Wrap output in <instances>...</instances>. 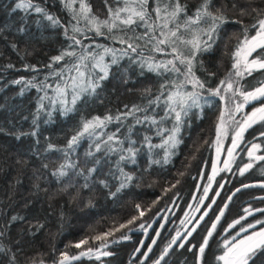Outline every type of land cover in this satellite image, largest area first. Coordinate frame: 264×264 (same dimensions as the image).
I'll use <instances>...</instances> for the list:
<instances>
[{
	"label": "snow or ice",
	"instance_id": "6c2138e0",
	"mask_svg": "<svg viewBox=\"0 0 264 264\" xmlns=\"http://www.w3.org/2000/svg\"><path fill=\"white\" fill-rule=\"evenodd\" d=\"M59 2L62 11L68 14L67 21H62L61 17L50 13L46 7L35 3L34 0H18L13 9V11L22 10L29 15H37L40 18L38 23L47 21L48 26L61 29L66 40L70 42L67 48L50 57V62L44 65L45 68L51 69L53 65L63 64L58 71L53 70L50 73L62 83L57 82L53 87L52 84L47 83V76L39 83L33 82L35 77L30 80L20 78L12 81L13 84H24L25 87H33L44 93L38 97L32 130L27 133H16L15 138L17 140L22 136L34 138V144L29 151L37 159L43 154L57 152L63 157L52 169H49L48 163H40L33 171L34 181L47 180L51 177V183L60 185L59 193H67L75 200L79 194L75 180L82 178L84 183L80 187L88 188L89 181L94 179L93 174L101 171L99 166L102 165L103 157H109L108 175L119 181L116 191L110 192V195L115 197L133 181V174L126 172L125 166L136 165L143 149L146 148L148 151L149 166L161 163V160L151 158L153 149H164L163 162H168L169 150L175 149L181 143L178 134L185 123V117H188L193 109L201 107V100L204 98L202 90L207 91L209 96H218L221 101H226L225 107L218 116L215 129L218 156L223 137L228 135L229 127L233 132L231 147L227 149L228 159L223 161L224 168L218 169L213 163V174L208 177L209 185L203 189L204 196L200 198L201 201L207 196L211 181L215 179L216 174L219 171L230 170L231 163L235 159L234 152L244 142L245 133L259 124L261 129L254 136V140L264 139V79L258 80L257 85L251 90L236 86L239 85V79H243L245 75L252 76L256 71L264 73V0H196L195 3H191L190 0H101L102 14L100 11H94L91 0H59ZM229 24L237 25L239 29L234 34L236 44L230 52L234 71H230L226 79L220 80V86L208 88L197 72L204 70L202 57L206 53H212L214 45L222 39L221 32ZM16 31L20 34L27 32L23 19L16 25ZM88 32L111 39L121 47L85 45L84 40L90 39L86 34ZM10 47L14 51H19L16 43H12ZM77 47L80 48L79 55L76 51ZM96 48L102 51L97 52ZM109 54L110 60L106 61L105 57ZM124 57H128L130 63H139L142 70L146 67L149 72L163 78L155 92L152 88L143 89L142 97L146 100V104H134L131 107L124 105L125 110L117 115L109 113L91 118L81 117L79 127L67 139L65 145L57 146L47 142L41 153L37 147L40 144L39 114L57 103L63 106L64 115L76 112L78 102L86 103L88 97L98 96V90H102L104 83L114 75L113 66H118L120 59ZM13 67L12 64L7 65V68ZM24 68L39 71L36 65L25 64ZM125 74H121L122 79ZM209 74L215 75V73ZM233 76L239 79L233 80ZM124 82L127 83V80ZM48 89H52L54 95L50 96ZM222 90L223 93H231V96L226 99ZM236 97H239V100H235ZM45 100L49 101L48 105L43 103ZM228 101L233 102V107H228ZM252 102H258L259 106H253L250 112H245L240 119H237L236 114L243 112L245 106ZM47 115L51 117V112H47ZM129 117L132 118L131 121L125 125L124 122ZM114 121L117 124L115 130L111 133L105 132L108 125ZM167 123H171V127H166ZM139 126H144L146 132L154 128L155 135L162 138V143L153 144L152 136L146 133L138 135ZM84 138H88L92 143L85 153L83 162L85 166L82 167L78 159L73 160L70 157ZM248 143L250 147L246 151L250 159L243 167L238 166L240 176H244L254 167L253 161H264V155H257L262 145L252 141ZM97 153L102 155L98 157ZM113 156L114 160L111 159ZM16 163L22 167L27 166V162L23 159H17ZM88 164L92 166L87 167ZM17 183L20 181L17 180ZM176 183L179 181L177 180ZM99 184L106 188L109 186L107 179H100ZM254 186L256 185L242 183L241 187L236 188L227 197L228 201H231L242 188ZM33 187L40 191H48L47 188H41L39 183H34ZM171 187L174 188L175 184ZM219 187L223 188L224 185L221 184ZM259 187L264 188V182H261ZM216 195L219 196L220 193L217 192ZM260 199L264 200V197ZM215 203L216 201L212 200V204ZM206 207L211 208V204ZM135 208L138 215H133L126 223L94 236L85 237L75 244L66 245V248L74 247L81 251L73 255H69L68 251L61 252L59 259L53 264H72V261H78L82 257L95 259L100 264H104L103 258L114 255V252L109 250L112 244L130 240L129 233L134 231L142 230L147 235L148 228L152 225L148 224L147 228L143 222L137 225V220L144 217L145 210L141 209L139 204L135 205ZM227 208L228 203H224L210 227L205 229L201 242L188 248L189 252H193L195 264H207L206 252L210 250V242L216 236H221V239L217 242L219 254L214 256L215 264H264V218L255 217V213H260L261 217H264V208L251 206L244 208V215L232 220L220 233L217 230L218 225L225 216ZM196 210L199 211V206ZM207 215L208 212L205 211L198 218H189L186 213L181 224H191L192 227L183 233L178 229L152 264H161L170 250H173V246L184 248L189 237L200 226V221ZM248 217H253L254 222L249 221ZM24 220L23 216L11 215L10 219L0 226V239L8 234L15 223ZM42 228L44 225L37 222L24 229V233L34 236ZM118 232L120 235L116 236ZM159 235L160 233L156 232V236ZM138 243L139 246L134 249L129 264H133V260L136 259L139 264H145V261L150 259L149 254L153 251L152 246L156 244V239H152L151 244L147 246L143 240ZM145 247L146 251H141ZM23 251L19 239L15 241L14 247L0 245V264H46L43 253H38L22 262L19 256ZM137 253L143 259H139Z\"/></svg>",
	"mask_w": 264,
	"mask_h": 264
},
{
	"label": "trees",
	"instance_id": "16d2710c",
	"mask_svg": "<svg viewBox=\"0 0 264 264\" xmlns=\"http://www.w3.org/2000/svg\"><path fill=\"white\" fill-rule=\"evenodd\" d=\"M17 2L18 0H0V130H2L0 131V226L9 220L11 215L23 216L25 220L15 223L8 234L0 239V245L14 247L15 241L19 239L24 250L23 254L19 256L22 262L38 253H43L46 264H53L55 260L59 259L61 252L68 251L69 255H73L81 251L74 247L66 248V245L75 244L85 237L107 231L119 223H126L133 215H138L135 205L139 204L141 209L145 210V215L142 219L137 220V225L143 222L146 227L158 215L147 231V235H144L142 230L129 233L131 239L112 244L109 250L114 252V255L103 258V261L104 264H129V260L133 257V251L139 246L140 240H143L147 246L151 244L152 239H156V244L152 246L153 251L149 254L150 259L145 261V264H152V261L169 242L173 232L180 228L184 214L190 212L192 217L198 218L207 211L208 215L200 221V226L189 237L185 247L173 246V250H170L169 255L161 262V264H195L193 252H189L188 248L201 242L205 229L215 217L229 192L242 183L264 180V175H262L264 161L253 162L254 167L244 176H240L238 171V166L242 167L249 162L250 158L246 154L249 141L260 143L262 147L257 153L264 155V139L254 140L261 125L257 124L245 133L244 142L234 152L235 159L231 163L230 170L221 174L220 171L214 179L210 194L212 195L215 188L217 189L216 193H220L219 196L216 194L214 196L213 200L216 203L212 204L211 208L205 206L212 195L199 204V211L195 206L199 201L198 197L204 188L206 178L209 176L210 165L215 159L213 138L219 113L226 103V101H221L218 96H209L204 90H202L204 98L201 100V107L193 109L189 116L185 117V123L181 126V132L178 134L181 143L175 149L169 150L168 162H163L164 149H153L151 158L161 160V163L149 166L148 151L146 148L143 149L136 165L125 166V171L133 174V181L115 197L111 196L110 192L116 191L119 181L108 175L109 164L107 161L109 157H103L102 165L99 166L101 171L93 174L94 179L89 181L88 188L80 187L84 183L82 178L75 180L79 190L75 200L67 193H59L60 185L51 183V177L47 180L34 181L32 174L40 163H48L49 169H52L61 162L63 157L61 153L57 152L43 154L37 159L29 151L34 144V138L30 136H22L20 140L15 138L16 133H27L32 130V120L36 113L38 97L44 93L33 87H25L24 84H13L12 81L20 78L30 80L35 77L33 82L39 83L44 81L47 76V83L54 87L57 82L61 81H58L50 73L53 70L58 71L63 64L53 65L51 69L45 68L44 65L50 62V57L67 48L70 42L66 40L61 29L48 26L47 21L38 23L40 18L37 15H29L22 10L13 11ZM34 2L46 7L50 13L61 17L62 21H67L68 14L62 11L59 0H46V3L45 0H34ZM190 2L195 3L196 0H190ZM91 3L94 11H100L102 14L101 0H91ZM22 19L27 26V32L24 34L16 31V25ZM238 30L237 25L225 26L221 32L222 39L214 45L212 53H206L202 57L204 70L198 71L197 75L206 82V87L216 88L220 86V80L228 77L233 61L230 52L236 44L234 34ZM86 34L90 39L84 40L85 45L100 44L112 48L121 47L111 39L95 36L90 32ZM78 38L82 39L80 36ZM12 43L18 45V52L10 47ZM76 51L79 55L80 48L77 47ZM95 51L101 52L102 49L96 48ZM105 60H110V54L105 57ZM8 64H12L14 67L7 68ZM25 64L36 65L39 71L27 70L24 68ZM113 73L114 75L104 83L103 89L98 90V96L88 97L86 103L78 102L76 112L64 115L63 106L57 103L39 114L40 144L37 147L41 153H43L47 142L57 146L65 145L67 139L79 127L81 117L91 118L109 113L117 115L125 110L124 105L131 107L134 104H146V100L142 97L143 89L152 88L155 92L163 80L162 77L149 72L146 67L142 70L139 63H130L128 57L120 59L118 66H113ZM122 73H126L123 79L121 78ZM209 73H215V75ZM232 79L239 78L233 76ZM261 79H264V73L256 71L252 76L245 75L243 79H239V85L236 86H243L247 90H251ZM124 80H127V83ZM48 94L54 95L53 90L48 89ZM222 94L226 96V99L231 96V93H223V90ZM234 99L239 100V97ZM43 103L48 105L49 101L45 100ZM232 103V101H228V107L231 108ZM47 112H51V117L47 115ZM131 119L129 117L124 122L125 125ZM116 126L114 121L104 131L111 133ZM165 126L171 127V123H167ZM145 133L152 136L153 144L162 143V138L155 135L154 128L146 132L144 126H139L137 134ZM230 140L231 138L226 141L225 147ZM90 143L92 141L88 138L82 139L75 153L71 154L70 158L78 159L82 167L85 166L83 162ZM96 155L99 157L102 154L97 153ZM17 159L25 160L27 166L18 165ZM111 159L114 160L115 157L113 156ZM91 166V164L87 165V167ZM220 178L223 180L221 181ZM100 179H107L109 186L106 188L99 184ZM17 180L20 183H17ZM177 180L179 183H176ZM34 183H39L41 188H47L48 191L35 189ZM173 184H175L174 188L171 187ZM221 184L224 185L223 188L219 187ZM70 191L75 190L70 189ZM261 192H264V188L256 185L242 188L240 192L236 193L232 200L228 201V208L218 225V232L223 231V227H227L228 223L242 215V206L251 203L244 201L247 197ZM252 203L255 208H264V200L260 198H254ZM193 205H195L194 208H192ZM167 208L168 212L159 225ZM255 217L264 218L260 213H255ZM248 220L252 221L253 217ZM37 222L42 223L44 228L36 232L34 236L24 233V229ZM157 227V232L160 233L158 237L155 234ZM191 227L192 225L188 224L184 231ZM119 235V232L116 233V236ZM219 240L220 238L216 236L210 242L211 248L206 252L207 264H215L214 256L219 254L217 247ZM141 251H146V247ZM136 256L143 259L139 253ZM72 264H100V262L82 257L78 261H72ZM133 264H139L138 259L133 260Z\"/></svg>",
	"mask_w": 264,
	"mask_h": 264
},
{
	"label": "rangeland",
	"instance_id": "374dc122",
	"mask_svg": "<svg viewBox=\"0 0 264 264\" xmlns=\"http://www.w3.org/2000/svg\"><path fill=\"white\" fill-rule=\"evenodd\" d=\"M232 63H233V61H232ZM231 71H234L233 69H232V66H231ZM231 107H233V103H232V105H231ZM222 111V110H221ZM220 111V112H221ZM220 114V113H219ZM244 115V114H243ZM242 115V116H243ZM236 118L237 119H240V118H238V116H237V114H236ZM226 119H227V117H226ZM218 123V122H217ZM216 123V124H217ZM232 132H233V129L231 128V127H229V129H228V135L227 136H225V137H223V140H222V145H221V151H220V154H219V156L217 155V151H216V148H217V145H216V143H215V141H216V132H215V136H214V138H213V143H214V149H215V153H216V155H215V159L213 160V162L212 163H215L216 164V167L218 168V169H222V168H224V164H223V161L224 160H226V159H228V156H227V149L229 148V147H231V140L230 141H228L227 143H228V145H227V147H225L226 146V141L228 140V139H230L231 138V136H232ZM225 147V148H224ZM211 163V164H212ZM210 170H211V175L213 174V165L212 166H210ZM225 171H227V170H224L223 171V173L225 172ZM220 172V171H219ZM211 183H212V181H211ZM209 185V180H206V182H205V184H204V188L206 187V186H208ZM203 188V189H204ZM210 189H211V187H210ZM204 196V192H203V190H202V192H201V194H200V196H199V200H201L200 198L201 197H203ZM199 202V201H198ZM202 202V201H201ZM211 202V200L208 202V205H209V203ZM194 206L195 205H193L192 206V208H194ZM205 206H207V205H205ZM206 210V209H205ZM204 210V211H205ZM167 212H168V208L164 211V214H167ZM190 213V212H189ZM188 213V216H189V218H194V217H192V215L191 214H189ZM195 215V214H194ZM193 215V216H194ZM155 218V217H154ZM185 219V214H184V216H183V218H182V220H184ZM181 220V221H182ZM212 222V221H211ZM141 223V222H140ZM119 224H121V223H119ZM119 224L118 225H116L117 227L119 226ZM149 224V223H148ZM147 224V225H148ZM211 224V223H210ZM210 224H209V226H210ZM188 225V224H187ZM187 225H182L181 224V226H180V228H179V230L183 233V230L186 228V226ZM116 226H114V227H116ZM208 226V227H209ZM146 228H147V226H146ZM177 231V230H176ZM176 231H174L173 232V234H176ZM172 234V235H173ZM173 237V236H172Z\"/></svg>",
	"mask_w": 264,
	"mask_h": 264
},
{
	"label": "flooded vegetation",
	"instance_id": "af4514ba",
	"mask_svg": "<svg viewBox=\"0 0 264 264\" xmlns=\"http://www.w3.org/2000/svg\"><path fill=\"white\" fill-rule=\"evenodd\" d=\"M253 106H259V104H258V102H252L251 104H249V105H246L245 106V108H244V110H243V112H241V113H239V114H237V116H238V118H241L242 117V115L245 113V112H250L251 110H252V107ZM248 147H250V144L248 145ZM247 147V148H248ZM246 148V149H247ZM246 154H247V151H246ZM257 155H258V153H257ZM248 156V155H247ZM253 162H255V161H253ZM213 165V163L210 165V166H212ZM243 167V166H242ZM228 171V170H227ZM223 171H221L220 172V174L222 173ZM219 173V172H218ZM218 173L216 174V176L218 175ZM209 176H212L211 175V170H209ZM208 176V177H209ZM216 176H215V178H216ZM208 177L206 178V180H208ZM221 179V181L223 180V178H220ZM261 182H264V180L263 181H248V182H245V183H243V184H252V185H254L253 183H257V184H255V185H259ZM213 184H214V180L212 181V183H211V189L209 188V191H208V194H207V196L206 197H204V199L203 200H206L208 197H211L212 195V197L210 198L211 199V202L209 203V205L211 204L212 205V200L214 199V196H215V194H216V188L214 189V191H213V193H212V195L210 194L211 193V191H212V189H213ZM242 185V184H241ZM240 185V186H241ZM239 187V186H238ZM233 190V189H232ZM231 190V191H232ZM230 191V192H231ZM229 192V193H230ZM210 195V196H209ZM200 196V195H199ZM260 197H264V192H261V193H259V194H254L253 196H250V197H247L244 201H250L251 203H246V204H244V206H242V215H244V212H243V209L244 208H247V207H249V206H251L252 208H255V206H254V203H252V200L254 199V198H260ZM226 198V197H225ZM198 199H199V197H198ZM210 199H208V202L210 201ZM225 200V199H224ZM203 202V201H202ZM202 202H201V200H199V203L197 202V204H196V208H197V206H199V204H202ZM208 202L206 203V205H208ZM257 208V207H256ZM239 217V216H238ZM250 217H248V219H249ZM253 221V220H252ZM254 222V221H253ZM223 231H221L220 233H222ZM218 238H220L221 239V236H218Z\"/></svg>",
	"mask_w": 264,
	"mask_h": 264
},
{
	"label": "water",
	"instance_id": "95a60500",
	"mask_svg": "<svg viewBox=\"0 0 264 264\" xmlns=\"http://www.w3.org/2000/svg\"><path fill=\"white\" fill-rule=\"evenodd\" d=\"M253 184H257V183H253ZM239 187H241V186H239ZM236 188H238V187H236ZM236 188H234V189H233V190H232V191H231V192H230V193H229V194L226 196V198H225V200H224L223 204L228 202V199H227V197H228V196H230V195L232 194V192H234V191H235V189H236ZM223 204L221 205V207H223ZM218 214H219V211L217 212V214H216V215H218ZM165 215H166V214H163L162 218L160 219L159 225H160V224H161V222L163 221V219H164ZM155 219H156V218H155ZM155 219H154V220H152V221H151L149 224H151V225H152V224H153V222L155 221ZM214 220H215V217H214V219H213L212 221H214ZM211 223H212V222H211ZM159 225H158V226H159ZM210 225H211V224H210ZM147 227H148V226H147ZM209 227H210V226H209ZM148 230H149V228H148ZM174 236H175V235H174ZM169 242H170V241H169ZM169 242H168V243H169ZM166 246H167V245H166ZM166 246H165V247H166ZM165 247H164V248H165ZM164 248H163V249H164ZM160 254H161V253H160ZM160 254H159V255H160ZM159 255L157 256V258L159 257Z\"/></svg>",
	"mask_w": 264,
	"mask_h": 264
},
{
	"label": "bare ground",
	"instance_id": "6f19581e",
	"mask_svg": "<svg viewBox=\"0 0 264 264\" xmlns=\"http://www.w3.org/2000/svg\"><path fill=\"white\" fill-rule=\"evenodd\" d=\"M157 217H158V215H157L155 218L157 219ZM155 218H154V219H155ZM154 219H153V220H154ZM156 219H155V220H156ZM154 222H155V221H154ZM154 222H153V223H154ZM157 231H158V227H157V229H156V232H157ZM156 232H155V234H156ZM155 234H154V235H155Z\"/></svg>",
	"mask_w": 264,
	"mask_h": 264
}]
</instances>
